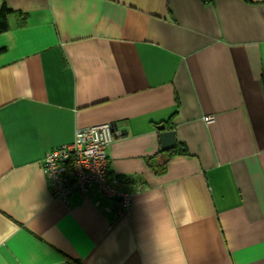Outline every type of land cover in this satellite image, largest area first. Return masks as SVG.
Wrapping results in <instances>:
<instances>
[{
  "label": "crops",
  "instance_id": "1",
  "mask_svg": "<svg viewBox=\"0 0 264 264\" xmlns=\"http://www.w3.org/2000/svg\"><path fill=\"white\" fill-rule=\"evenodd\" d=\"M3 3L0 264H264V0ZM106 123L122 215L43 169ZM162 125L188 154L161 174Z\"/></svg>",
  "mask_w": 264,
  "mask_h": 264
},
{
  "label": "built area",
  "instance_id": "2",
  "mask_svg": "<svg viewBox=\"0 0 264 264\" xmlns=\"http://www.w3.org/2000/svg\"><path fill=\"white\" fill-rule=\"evenodd\" d=\"M212 120L213 117L204 119L206 123ZM115 136L109 123L78 129L72 143L46 154L43 169L56 198L68 203L73 194L96 192L113 204L117 215L130 210L133 194L121 189L120 180L109 169L108 149Z\"/></svg>",
  "mask_w": 264,
  "mask_h": 264
},
{
  "label": "trees",
  "instance_id": "3",
  "mask_svg": "<svg viewBox=\"0 0 264 264\" xmlns=\"http://www.w3.org/2000/svg\"><path fill=\"white\" fill-rule=\"evenodd\" d=\"M204 1L210 2L211 0H204ZM12 14L18 15V17L22 16L21 13L14 12L10 8H8L5 3H3L1 5V8H0V34H3L4 32L9 30V21L8 20ZM24 21H25V19H24ZM21 24H24L23 20H21ZM262 80L264 83V73L262 75ZM166 128H167V130H173L172 125H170V126L166 125ZM179 145H180V143H177L175 149H173L171 151H162V153L167 154L166 155L167 159L163 165L157 164L156 167L159 169L157 172H160L161 174L164 173L166 171V166H167L168 160H170V158H172L174 155H186V154H188L187 148L183 147L182 145H180V146ZM118 179L120 180L121 183L125 181L123 178H120V177ZM78 264H80L79 261H78Z\"/></svg>",
  "mask_w": 264,
  "mask_h": 264
},
{
  "label": "water",
  "instance_id": "4",
  "mask_svg": "<svg viewBox=\"0 0 264 264\" xmlns=\"http://www.w3.org/2000/svg\"><path fill=\"white\" fill-rule=\"evenodd\" d=\"M115 129L116 127L114 126V130ZM158 131H160L162 151H171L175 149L177 144L176 132L173 130H167L166 125L159 126Z\"/></svg>",
  "mask_w": 264,
  "mask_h": 264
}]
</instances>
